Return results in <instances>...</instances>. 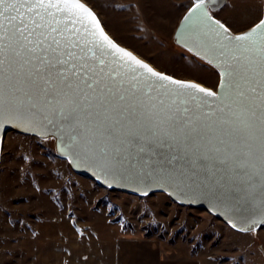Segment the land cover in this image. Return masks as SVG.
I'll list each match as a JSON object with an SVG mask.
<instances>
[{
    "label": "snow or ice",
    "instance_id": "obj_1",
    "mask_svg": "<svg viewBox=\"0 0 264 264\" xmlns=\"http://www.w3.org/2000/svg\"><path fill=\"white\" fill-rule=\"evenodd\" d=\"M90 2L0 0V129L67 139L113 178L159 168L178 187L214 189L221 206L243 200L241 230L264 225V15L235 32L212 14L217 0L185 6L180 42L217 70L206 87L122 47Z\"/></svg>",
    "mask_w": 264,
    "mask_h": 264
},
{
    "label": "rangeland",
    "instance_id": "obj_2",
    "mask_svg": "<svg viewBox=\"0 0 264 264\" xmlns=\"http://www.w3.org/2000/svg\"><path fill=\"white\" fill-rule=\"evenodd\" d=\"M191 2L89 4L117 42L161 72L214 87L217 70L174 41ZM258 6L232 2L214 14L244 31L263 14ZM0 264H264V227L241 232L165 193L101 187L57 155L54 138L15 131L0 169Z\"/></svg>",
    "mask_w": 264,
    "mask_h": 264
},
{
    "label": "water",
    "instance_id": "obj_3",
    "mask_svg": "<svg viewBox=\"0 0 264 264\" xmlns=\"http://www.w3.org/2000/svg\"><path fill=\"white\" fill-rule=\"evenodd\" d=\"M226 1L227 0H217L216 4L210 5V9L214 10L212 14L215 15L214 13L216 11H218L219 9H221L224 6V4L226 3ZM89 6L91 7V5H89ZM92 9L94 10L96 15L100 19L99 15L95 11V9L94 8H92ZM187 11L184 14V16L187 14ZM263 15H264V6H263ZM183 17H182V19H183ZM182 19L180 20V22H179V24L176 27V30L174 32V41H175L176 45H178L179 47L183 48L184 50L190 52L180 42V28L182 26L181 25ZM100 21H101V19H100ZM101 24L103 25L102 21H101ZM105 31L111 36V34L106 30V28H105ZM120 45L122 47H125L128 50H131L130 48H128L122 44H120ZM131 51H133V50H131ZM190 53L195 55L194 52H190ZM135 54L138 55L137 53H135ZM139 57L142 58L141 56H139ZM198 58H200V57H198ZM142 59H144V58H142ZM152 66L156 70L160 71L153 64H152ZM174 78H176V77H174ZM176 79H178V78H176ZM15 131L22 133V134H25V135L38 137V138H48V137L54 138L57 155L60 158L67 160L70 167L72 168V170L75 173L94 180L101 187H104V188H107V189H110L113 191L124 192V193H128L131 195L142 196V197L153 195L155 193H165L173 201H175L176 203H178L182 206H189V207H192L195 209H201V210L207 211L208 213L212 214L213 216L217 217L221 221L228 224L230 227H232L233 224H236L237 226L235 228L232 227L233 229L241 231V232H247V231H243L241 229L248 228L250 222H245L242 219L241 214L242 213L246 214L250 209H248L246 207L243 200L237 201V202L233 203L231 206H221V205L217 204L216 201L212 198L211 192L214 189H209L207 187L201 188L199 186V184L192 185L191 190H189L188 188H185L183 185L178 187V186L172 184L166 178H159V176L162 175V173H160L159 168L157 169L156 173H153L151 176L143 177L141 179H120L118 177L113 178L112 176H106L104 172H102L98 167L93 165L90 161H86L82 158L74 159L73 158L74 154H73L72 148L66 146L67 139H65V145H62L59 136L54 137L51 134L47 133L46 131L41 132L38 129L37 130H29L28 128H26L24 126L18 127L15 124L5 125L3 129H0V169H1L3 146H4L5 139L10 132H15ZM252 191L254 193L258 194L260 192V186L259 185L254 186ZM186 192L189 194H185ZM258 204H259V201H257V205ZM263 226L264 225H260L258 223L257 224H251L249 231L255 230L257 228H261Z\"/></svg>",
    "mask_w": 264,
    "mask_h": 264
},
{
    "label": "crops",
    "instance_id": "obj_4",
    "mask_svg": "<svg viewBox=\"0 0 264 264\" xmlns=\"http://www.w3.org/2000/svg\"><path fill=\"white\" fill-rule=\"evenodd\" d=\"M99 2H102L103 0H97ZM134 1V0H133ZM136 1V0H135ZM138 1H141V0H138ZM149 1V0H147ZM151 2H157V1H162V2H169V1H178V2H183V1H186V0H150ZM192 1V0H191ZM238 3L240 5V8L241 9H251V8H254L253 6H255L256 8H259V4H264V0H227L226 3L224 4V6L219 9L218 11H221L223 10L224 8L227 7V5L231 4V3ZM90 5V4H89ZM95 9V8H94ZM188 10V8L186 7L185 9V12L184 14L186 13V11ZM96 11V10H95ZM184 14L182 15V17L184 16ZM263 15V14H262ZM261 15V16H262ZM219 20H221L222 22L226 23L228 26L229 24L223 20L222 18H220L219 16L215 15ZM181 17V19H182ZM180 19V20H181ZM259 18L257 20H254L252 23H249V25L255 23V22H258ZM250 22V21H249ZM176 30V29H175ZM234 31V30H233ZM243 31V30H241ZM241 31H237V32H241ZM175 32V31H174Z\"/></svg>",
    "mask_w": 264,
    "mask_h": 264
},
{
    "label": "trees",
    "instance_id": "obj_5",
    "mask_svg": "<svg viewBox=\"0 0 264 264\" xmlns=\"http://www.w3.org/2000/svg\"><path fill=\"white\" fill-rule=\"evenodd\" d=\"M264 227V226H263Z\"/></svg>",
    "mask_w": 264,
    "mask_h": 264
}]
</instances>
